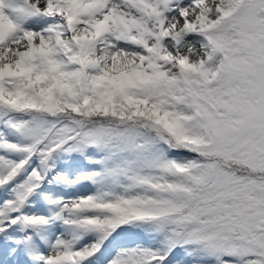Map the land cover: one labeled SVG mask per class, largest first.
I'll use <instances>...</instances> for the list:
<instances>
[{
    "label": "snow or ice",
    "instance_id": "snow-or-ice-1",
    "mask_svg": "<svg viewBox=\"0 0 264 264\" xmlns=\"http://www.w3.org/2000/svg\"><path fill=\"white\" fill-rule=\"evenodd\" d=\"M0 264H264V0H0Z\"/></svg>",
    "mask_w": 264,
    "mask_h": 264
}]
</instances>
